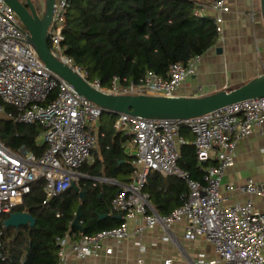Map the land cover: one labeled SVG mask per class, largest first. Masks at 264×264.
Returning a JSON list of instances; mask_svg holds the SVG:
<instances>
[{
  "label": "built area",
  "instance_id": "built-area-1",
  "mask_svg": "<svg viewBox=\"0 0 264 264\" xmlns=\"http://www.w3.org/2000/svg\"><path fill=\"white\" fill-rule=\"evenodd\" d=\"M225 1L200 4L197 11L213 15L218 39L223 33L220 14L229 11ZM69 2L56 0L54 4L47 32L48 47L53 57L96 90L112 95L178 97L181 85L195 75L202 56L190 59L186 65H170L165 79L150 72L137 83L125 85L114 78L109 88H102L99 81L90 82L82 69L63 52V29ZM248 18L255 22L260 14L250 11ZM207 91L206 87H198L197 97L208 95ZM3 105L15 110L13 116L7 114L15 123L41 126L46 149L37 157L24 149L13 153L0 142V221L22 205L36 182L43 181L44 203L79 183L78 171L90 159L96 144V136L87 122H96L102 114L98 107L81 98L69 84L44 66L26 43V33L17 16L0 0V112H4ZM263 124L264 98L237 102L188 120L117 116L113 123L115 132L131 135L133 145L129 155L133 158L131 179L120 186L119 193L110 202L112 212L120 215L123 223L77 239L66 233L56 240V264H66L70 256L83 261L101 252L111 255L112 249L104 243L128 239L127 223L136 218L142 221L134 232L136 237L145 229L158 227L165 240L174 241L173 227L183 223L184 240L201 238L210 243L215 257H202L194 264H264V214L256 213L252 203V198L264 200V181L248 179L237 188L227 187L229 193L247 197L244 202L230 203L220 192L237 144L260 131ZM182 129L193 136L191 145L198 163H213L204 168L200 181L192 180L177 165L179 147L188 144L180 136ZM152 172L178 178L187 187L180 207L164 217L155 213L144 192ZM166 264H170L169 261Z\"/></svg>",
  "mask_w": 264,
  "mask_h": 264
},
{
  "label": "trees",
  "instance_id": "trees-1",
  "mask_svg": "<svg viewBox=\"0 0 264 264\" xmlns=\"http://www.w3.org/2000/svg\"><path fill=\"white\" fill-rule=\"evenodd\" d=\"M212 1L216 0H70L63 52L90 82L99 81L102 88H109L114 78L123 85L137 83L150 72L165 79L170 65H186L217 45L213 15L197 13L200 4ZM3 109L6 114L15 113L11 106L3 105ZM115 119L112 114L100 115L102 160L84 164L80 171L127 184L133 172V158L124 146L132 141V136L115 132ZM42 131L39 124L0 121V142L13 153L24 149L40 157L46 149L39 141ZM188 133L186 129L180 132L187 142L191 140ZM179 155L178 167L195 181L201 180L204 168L213 165L199 164L189 143L179 147ZM78 187L86 193L82 201L78 193L68 189L44 203L43 181L34 183L22 205L12 213H29L35 219V227L5 228L3 222L9 215L1 219L0 264H56V240L66 233L91 236L123 223L112 218L113 187H91L87 182H79ZM144 192L157 214L164 217L180 207L187 187L178 178L152 172ZM79 206L82 234L70 227ZM99 215L108 217L99 221Z\"/></svg>",
  "mask_w": 264,
  "mask_h": 264
},
{
  "label": "crops",
  "instance_id": "crops-1",
  "mask_svg": "<svg viewBox=\"0 0 264 264\" xmlns=\"http://www.w3.org/2000/svg\"><path fill=\"white\" fill-rule=\"evenodd\" d=\"M225 3L229 11L220 14L223 33L217 45L201 57L195 75L187 78L181 85L178 97H197L198 87L208 88V94L231 89L264 72V28L260 18L255 22L248 18L250 11L259 12L258 0H226ZM218 48L221 49L220 53L217 52ZM87 125L96 136L91 157L85 163L92 165L95 161L102 160L99 146L100 120L88 121ZM188 135L191 139L188 143L191 145L193 136L190 133ZM39 141L43 144L42 134ZM124 149L130 155L133 152L132 141L127 142ZM78 175L79 182H87L91 187L95 185L113 187L115 193L125 184L118 179L89 175L88 171L79 170ZM248 179L264 181V124L260 131H255L237 144L232 166L226 171L220 187L221 195L229 199L230 203L244 202L247 197L229 193L227 187L237 188ZM76 186L78 187V184ZM79 191L85 193L80 189ZM252 203L256 213L264 214V200L252 198ZM152 209L154 210L153 207ZM141 223L139 218L127 223L130 234L128 239L120 242L108 240L104 243L106 247L112 249L111 255L107 256L101 252L99 256L88 257L83 261H76L70 256L66 264H166L167 261L170 264H194L202 257L205 259L215 257L213 246L205 240L201 238L193 241L184 240L183 223L174 225L172 230L174 241L165 240L162 230L158 227L145 229L136 237L134 232ZM72 237L78 238L76 235Z\"/></svg>",
  "mask_w": 264,
  "mask_h": 264
},
{
  "label": "water",
  "instance_id": "water-1",
  "mask_svg": "<svg viewBox=\"0 0 264 264\" xmlns=\"http://www.w3.org/2000/svg\"><path fill=\"white\" fill-rule=\"evenodd\" d=\"M17 16L24 32L26 43L35 51L39 60L54 75L69 84L73 90L86 101L98 107L102 113L129 115L149 120H188L206 115L231 104L249 99L264 98V72L249 81L226 90H219L202 97H161L152 95H112L91 87L89 83L70 67L64 65L50 53L47 43V32L50 27L53 8L56 0H42V11L36 12L35 2L25 0L26 7L19 0H3ZM260 20L264 28V0H258ZM220 53L221 49L218 48ZM0 121H12L4 112H0ZM71 189L79 193L80 200L85 193L80 192L75 184ZM119 190L115 193L117 195ZM81 206L77 208L70 225L82 234ZM107 215H99L98 220ZM122 220L121 216H112ZM5 228L23 226L35 227V219L29 213L15 212L3 222Z\"/></svg>",
  "mask_w": 264,
  "mask_h": 264
},
{
  "label": "flooded vegetation",
  "instance_id": "flooded-vegetation-1",
  "mask_svg": "<svg viewBox=\"0 0 264 264\" xmlns=\"http://www.w3.org/2000/svg\"><path fill=\"white\" fill-rule=\"evenodd\" d=\"M20 2H21V4L22 5H24L25 7H26V2H25V0H19ZM33 2H35V9H36V12L38 13V14H40L41 13V11H42V7H41V5H36V0H32Z\"/></svg>",
  "mask_w": 264,
  "mask_h": 264
},
{
  "label": "rangeland",
  "instance_id": "rangeland-1",
  "mask_svg": "<svg viewBox=\"0 0 264 264\" xmlns=\"http://www.w3.org/2000/svg\"><path fill=\"white\" fill-rule=\"evenodd\" d=\"M36 5L38 6V5H41V7H42V0H36ZM14 110V109H13ZM19 151V150H18Z\"/></svg>",
  "mask_w": 264,
  "mask_h": 264
}]
</instances>
